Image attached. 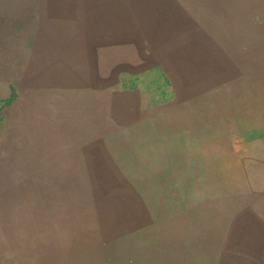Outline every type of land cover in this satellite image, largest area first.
Segmentation results:
<instances>
[{"label": "rangeland", "instance_id": "1", "mask_svg": "<svg viewBox=\"0 0 264 264\" xmlns=\"http://www.w3.org/2000/svg\"><path fill=\"white\" fill-rule=\"evenodd\" d=\"M0 264H264V0H0Z\"/></svg>", "mask_w": 264, "mask_h": 264}]
</instances>
